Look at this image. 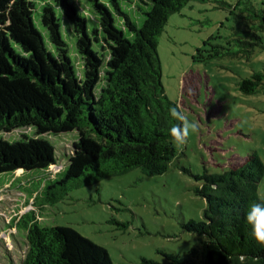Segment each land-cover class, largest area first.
Returning <instances> with one entry per match:
<instances>
[{
  "label": "trees",
  "instance_id": "trees-1",
  "mask_svg": "<svg viewBox=\"0 0 264 264\" xmlns=\"http://www.w3.org/2000/svg\"><path fill=\"white\" fill-rule=\"evenodd\" d=\"M204 1L83 0L81 8L74 0H0V132L35 130L34 138L0 141V174H48L43 194L30 192L33 209L14 221L25 230L22 264H113L104 248L73 228L40 227L38 218L74 189L139 168L147 176L168 172L178 155L172 130L182 135L184 118L165 92L160 38L171 16L191 2ZM38 4L51 49L35 23ZM242 4L243 13L250 12L243 18L253 26L235 31L232 43L237 50L222 56L249 58L256 47H264L258 34L264 31V10L249 0H239L233 8ZM263 81L264 73L256 72L239 89L254 95ZM172 108L178 117L170 114ZM74 131L79 139L66 155V167L55 174L51 168L58 163L56 147L41 136ZM263 177L264 164L255 153L222 173L205 170L196 177L201 187L195 194L206 201L203 219H192L182 228L205 240L201 251L191 250L189 258L165 254L168 264H264V245L253 238L245 221L250 205L264 200L258 190Z\"/></svg>",
  "mask_w": 264,
  "mask_h": 264
},
{
  "label": "rangeland",
  "instance_id": "rangeland-1",
  "mask_svg": "<svg viewBox=\"0 0 264 264\" xmlns=\"http://www.w3.org/2000/svg\"><path fill=\"white\" fill-rule=\"evenodd\" d=\"M74 1L85 7L83 0ZM238 1L191 2L181 13L171 16L160 38L158 52L166 95L178 104L184 120L196 125V131H189L184 143L175 140L178 155L168 172L147 176L139 168L74 189L64 200L40 213V227L73 228L104 248L113 264H144L143 260L168 264L165 254L189 258L191 250L201 251L205 239L182 228L192 219H203L206 201L195 194L201 187L196 177L205 170L222 173L253 153L264 164V81L254 95H245L239 89L243 80L256 72L264 73V47H256L249 58L221 55L237 50L232 43L235 31H250L253 26L243 18L250 14L243 13L246 4L233 8ZM249 1L257 10H264V0ZM222 2L226 5L218 8ZM41 7L38 4L35 23L51 49L38 15ZM63 29L72 44L73 34L66 20ZM258 34L264 44V31ZM70 57L82 75L73 48ZM24 135L34 138L35 130L0 132V141L12 143ZM41 138L56 147L58 163L51 169L59 173L67 165L66 155L78 141V133ZM21 173L0 174V264H22L25 230L14 221L33 209L28 203L30 192L43 194L48 175L43 170L23 176ZM20 185L25 186L24 191L17 187ZM258 190L264 198V177Z\"/></svg>",
  "mask_w": 264,
  "mask_h": 264
},
{
  "label": "clouds",
  "instance_id": "clouds-1",
  "mask_svg": "<svg viewBox=\"0 0 264 264\" xmlns=\"http://www.w3.org/2000/svg\"><path fill=\"white\" fill-rule=\"evenodd\" d=\"M170 114L173 117H178L179 113L175 108L170 109ZM195 132L196 125L194 123H189L184 120L183 123V134H177L176 129L172 130V134L177 143H184L188 135V132ZM245 221L252 228L253 238L257 243L264 245V200L259 202H253L248 211L245 214Z\"/></svg>",
  "mask_w": 264,
  "mask_h": 264
},
{
  "label": "crops",
  "instance_id": "crops-1",
  "mask_svg": "<svg viewBox=\"0 0 264 264\" xmlns=\"http://www.w3.org/2000/svg\"><path fill=\"white\" fill-rule=\"evenodd\" d=\"M7 185H9V184H7Z\"/></svg>",
  "mask_w": 264,
  "mask_h": 264
}]
</instances>
